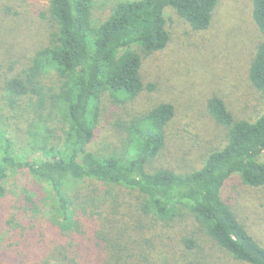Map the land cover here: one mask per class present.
<instances>
[{
  "label": "trees",
  "instance_id": "16d2710c",
  "mask_svg": "<svg viewBox=\"0 0 264 264\" xmlns=\"http://www.w3.org/2000/svg\"><path fill=\"white\" fill-rule=\"evenodd\" d=\"M92 2L48 0L47 41L26 70L5 81L10 97L35 96L40 118L35 122L41 124L27 130V141L33 138V148L44 156L28 160L0 130V199L9 174L24 171L45 184L49 211H41L46 217L36 213L6 221L10 229L0 242V264H264V246L223 196L235 176L248 186H264V161L259 160L264 106L254 118H235L221 97L211 96L207 109L227 128V139L200 167L186 172L148 169L166 142L165 127L174 115L168 102L124 126L121 154L90 149L105 94L123 103L144 88L138 50L149 54L166 46V11L194 30H205L218 0L123 1L97 24L92 22ZM251 2L253 20L264 36V0ZM50 74L60 84L48 94L42 83ZM248 79L264 101V41L251 59ZM45 111L58 117L55 127L46 125ZM70 181L82 183L79 195L72 197L65 189ZM90 181L140 193L139 211L148 219L114 216L107 197L91 198ZM199 228L206 241L196 235Z\"/></svg>",
  "mask_w": 264,
  "mask_h": 264
},
{
  "label": "rangeland",
  "instance_id": "374dc122",
  "mask_svg": "<svg viewBox=\"0 0 264 264\" xmlns=\"http://www.w3.org/2000/svg\"><path fill=\"white\" fill-rule=\"evenodd\" d=\"M123 1L132 0H93L92 22L103 21ZM47 5L48 0H0V130L28 160L44 156L43 151L33 148V138L32 143L27 141V130L41 124L35 122L40 119L35 111L36 99L30 94L12 98L4 84L26 70L34 52L47 41ZM166 14L170 17L166 46L149 54L138 50L144 88L123 103L105 94L90 149L102 154H121L126 140L124 126L153 106L168 102L174 107V115L165 127L166 142L148 169L186 172L200 167L207 154L223 146L227 139V128L215 122L207 109L211 96L221 97L235 118L251 119L262 110L264 101L248 79V68L264 36L253 20L251 0H218L205 30L192 29L171 10ZM59 80L54 74L46 75L42 83L44 90L48 94L57 91ZM45 113L46 125L55 127L58 117ZM259 160L264 161V150ZM90 184L91 198L98 201L107 197L109 211L114 216L124 213L130 219H148L139 211L143 201L140 193L102 181H90ZM81 185L70 181L65 189L73 197L82 190ZM5 187L6 193L0 199V242L10 229L7 220H22L36 213L46 217L49 211L45 184L29 173H10ZM223 196L238 220L264 246V186H248L235 176L227 181ZM19 209H25L27 214ZM94 211L99 210L94 207ZM197 229L196 235L206 241L203 230Z\"/></svg>",
  "mask_w": 264,
  "mask_h": 264
}]
</instances>
